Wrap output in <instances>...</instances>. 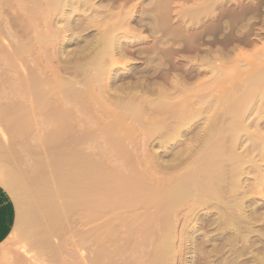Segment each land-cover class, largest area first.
Returning <instances> with one entry per match:
<instances>
[{
	"label": "bare ground",
	"instance_id": "bare-ground-1",
	"mask_svg": "<svg viewBox=\"0 0 264 264\" xmlns=\"http://www.w3.org/2000/svg\"><path fill=\"white\" fill-rule=\"evenodd\" d=\"M8 1L9 0H0V8H1L0 10L1 11H2V7L4 8L6 6V4H10V3H8ZM16 1H17V3H16ZM92 1L93 0H15V5H14V0H13V2L11 0L9 1V2H11V4L13 3L12 4L13 6L8 5L9 8H10V6L11 7L16 6V8H17L18 4L21 5L22 3H24V4H22L23 6L21 5V7H24V9L21 8L20 6L19 7L27 12L26 13L24 11H21L22 13L23 12L26 13V14H24L26 16V19L30 18V22L31 23L33 22V25H31V23L29 22V24L31 26L30 28L32 29V27H33L32 30H35L36 28H37V30L38 29L42 30V31L40 30L41 32L40 31L36 32L37 30H35L34 33H32V34L30 33L33 37L34 36L36 37V39H35L36 43L39 44V45H37L35 43L37 45V47H34L35 45H33V43L31 45V43L28 42V41H30L29 37L31 35L27 38L28 44L27 43L26 44H27V46L29 44H30V47L32 46V51H34L35 49H38V47H40L42 49L45 47L44 45H46V44H48L49 46L50 45H53V46L56 45L57 47H59L58 46V44H59L60 49L62 47L63 50H65V46L67 47V45H69V43L75 39H77V40L81 39V42L83 43V44H80L81 42L78 40V44L82 45V47L80 48V45H78L79 48L78 47L75 48V49H77V51H75L74 53L71 50L73 54H70V53L68 54V52L70 51V49H68L69 51H67L66 54L68 55L67 57H69L71 55L70 58L66 59V57L61 54L63 56V61L62 60L61 61L65 62L64 60L66 59V62H67L66 65H64L65 63H63L64 66H67V64H71V65H72V63L74 64L72 67H70L71 65L67 66V68L70 67L71 71H69V72H71V73H72V70L74 71L73 74L70 73L73 77L72 78L70 75V77H71L70 79L76 80L78 78L76 80V82L73 80L67 79V76H66V83L64 82L65 83L64 84L63 82L60 81V80H62L60 75L57 74L56 72H54L55 69H54V71H51L52 74L53 73H55V74H53V75L51 73L49 75L46 74L47 77H45V73L42 70L43 72H41V74L42 73L44 74L43 75L44 79H41L42 82H39L41 76L38 78L39 81L36 80L37 77H36V79H33L34 81L36 80L37 82H39V84L38 83L37 84L40 85L41 87H42L41 83L43 84V87L45 86L43 81L46 79V81H45V83H46L49 76L51 77L50 80L51 79L52 80L54 79L55 81L58 80L61 83V86H60L59 82L56 83V86L58 85V87H60V88H56V86L54 85L55 83L50 82L51 84L53 83L52 85H54V88H55V89L54 88L52 89L50 87L51 84H48L49 82H47L46 86L44 88L46 90V87L48 85V87H50L51 89H49V91H46V93L47 94H48V92L50 93V90H51V93H50L51 95H54V96L57 95V96H55V98L57 97L55 100H54V96H51L53 98H50V99L56 101L58 105L56 103H54V101H51V100H50V103L56 104L55 108H58V109H56L55 112L59 110L58 111L59 115L57 113L56 118H55V116H52L53 119L54 118L56 119V123H55V125H53L54 128L52 130H51L52 124L49 125L51 127H49L48 129L51 132L48 130V133L49 132L50 133H49V135L47 133L46 136H48V137L45 136L46 139H43V140L44 141L46 140V142H49V143L45 142L46 144H51L53 142L52 145L53 144L56 145L57 141H59V140H57L58 137H62V136L66 137V135L70 133V132H67V128L70 127V124H71L70 122L72 119L74 121V125L78 126L79 128H81V126L85 125V123L87 122L86 121L87 117H85V116L82 117L83 115L78 116V117L75 115V117H74L75 119L68 117L69 115H72L74 113L72 108H74L73 105L76 101L75 104L78 103V105L80 106L79 108L83 107L82 108L83 111H85V109H87V112L89 111V113L90 112L92 113L91 115L95 114L97 116V119H99V120L102 119V121H99L100 125L97 123L99 127L102 126L101 124H103L104 122L106 123V120L104 119V117L108 118V116L110 115V114H108V115L106 114L108 111H109L108 113L114 114L112 116L116 115L117 118L119 117L120 120L118 122L121 124L126 123V120L128 118H131V122L132 121L135 122V120H136V122L139 123V121H142V118L144 117V115H147L146 117L148 119L146 121L145 120L144 121H145L146 126L148 125V127H147L148 130H147V128H145L143 126L142 127H143V129L145 128L147 131V132L145 131L144 134L145 133L150 134L151 135L150 137H153L152 135H154L153 139L150 140V141H152L151 143H153L152 144L153 146H151L152 151H150V154L148 153V156L146 154V157H145L146 161L145 162L140 157V159L144 162V163L143 162L142 163H143V165L145 164L146 169L142 165L143 166L142 168H144V169L140 170L141 172H139V170H137L138 173L136 172L137 174H135V171H136V168H135V171L132 170L133 171L132 173H134L133 175H132V173L131 174L127 173V175H126L122 171H121V173H118V172H115L116 170L114 171L112 169H108L106 166L104 167L102 162L104 163V161H106L105 158H104V161L99 159L101 161L99 163V160H98V162H96L97 159L95 160L94 158H92L91 155H89V153L86 151H85L86 152L85 153L84 150H83V152H81L82 150L81 151L77 150L79 152H77V151L75 152L74 149L72 150L71 148H74L76 146H77L76 148H78V145H81V144L83 146H85V144L88 146L89 144H87L88 143L87 141H89L91 139L90 138L91 135H89L87 137L85 136L87 134L81 135L80 131H82V130L78 131V129H77L76 133H80V134L71 135V136H75V137L82 136L81 139L79 137H77L79 139H77V138L75 139V137L74 138L70 137V139H69L70 141L67 140L68 142L64 139L66 141V143H68V145H69L66 147H69L71 149V150L69 149L71 154L68 152V150L66 151V153L63 151L66 148L65 146H64L65 147L64 149H63V147H62V150L60 149L59 145L62 143L64 144L63 140H60V141H62V143L59 142L58 146H55V145H53V146H55V148L59 147V148H57L56 152L58 151V153H60L59 150H61V151H63V153L61 152L63 155H60L61 153L57 154L55 152L56 155H59V156L56 157V156L51 155V157L52 156L54 157V158L52 157L53 161L50 159L51 157L49 158V160L52 161L51 163H53V162L55 163V165H54L55 166V172H56L55 175H57L56 177L58 178L57 179L54 177L55 183L54 182L53 183L55 184V186H54L53 192H52V193H54L53 195L57 199L60 200L59 205L57 207H59L61 209L63 208L65 211L67 210L68 214H69V211H71V212L75 211L74 213L76 214V210H77L78 213H81L80 216L83 215L82 221L87 223V225L90 224L89 225L90 227L92 226V228L90 230V234L88 236V241H90V243H94V245L97 244L96 246H99V247H96V248L97 249L100 248V250H102V251L98 250L99 253L96 251L95 254H99L98 258L100 257V259L103 261V258L100 256V254L103 253L102 256H104L105 260H107L106 261L107 263H105V264H118V263H116L117 261L113 260V259L116 260L115 257H117L119 259V262H122L123 264H133V263H136V264H198L197 263L198 260H200L201 264H264V170L258 164V161L264 162V131L261 129V128H264V125H263V127H260L261 125H259L260 123L264 124V59H261L258 54H256L255 57L244 56V55H242L243 53L241 54L242 50H240V51L238 50L239 52L238 51L236 52V56H235L236 58L234 57L235 54L232 57H234L235 59L238 58L237 60L240 59V61L245 60V58L247 57L248 59L246 58V60H249L250 62H253V59L255 60V58L259 57V64L261 66L260 65L258 66L257 64H255L256 66H251V67H254V69L246 72V75L244 74L245 76L241 77L242 80L235 81L238 83L232 82L234 85H232V86L230 85L231 86L230 89L227 91L225 90L226 92L223 91V94L224 93L225 94L224 95L221 94L220 95L221 98L219 96L217 97L215 95V93H214L215 89H213L214 92L211 89H208L209 91L211 90L210 92H212V96H213V94L216 96V98L214 97L212 99L211 98L212 96L210 93V98L212 100L217 99L216 102L215 101L213 102L211 99H208L209 97L208 98L206 97L209 95L208 94L209 91H207L208 92L207 93L205 91V89H203L202 82L199 83L197 81L198 83L195 86H192L191 83H190L191 85L188 86V84H189L190 78L191 79L192 78H194V79L200 78L202 71H203L202 67L204 65H206V66L210 65L209 67H211L214 64H216V61H219L217 63L218 64L217 66H219L218 69L224 67V66H221L222 61L224 60L225 62H227L226 61L227 59L225 60L224 56L221 57L222 55L220 54L224 51H220V52L216 51L217 52L216 53V52H213V50L211 49L212 47H210V50L203 51L204 52L203 54L199 55V52H196L195 53L196 56H195L194 60H192L190 58L191 55L188 57L186 55L187 59L190 58L193 62L190 61V59H189L190 62L188 60H185L184 59L185 55L182 56L181 52H183L185 50L184 48H187V46H185V44L188 42L187 36L185 35L183 29H182L183 30V32H182L181 28H178L176 26L178 29H174V30H173V27L172 28L170 27L172 29L171 39L175 40V42H173V44H171L172 45L171 47L169 46L170 47L169 49H166V51L161 50L160 49L161 47H159V46L162 44H159L158 43L159 41H158L156 43L153 42L154 44L145 50L144 54H148L150 51V53L152 52L151 55L153 54L152 56H156L154 59H156L157 61L156 62L153 61V62L154 63L158 62V64L155 67L149 68V70H148L147 66L146 67L144 66L145 69L143 68V70H134L133 68H131V69L126 70L125 72L119 73L117 71V68L118 67H124L125 63H126L125 60L127 61V63L128 62L134 63V61H135V59H132V57L128 58L126 56L128 54V50H127V47L129 46L128 44L132 43V39L131 40L128 39L129 41L128 40L122 41L121 39L124 37L123 36L124 34L122 35V38H120L121 36L119 37L118 34L117 35L115 34V33H118V31L114 33V31L117 30L116 28H114L115 24L114 25L112 24L110 26L107 25L108 27H106V24H108L107 22H109V21L106 20L107 21L106 22L104 19L102 20V18H101V17H103V15L101 13V10H102L101 8H104V6H102V5H101L102 7L99 6L100 10L98 9L99 10L98 11V10H96L97 8H94L95 5ZM154 1H156V0H154ZM18 2H20V3H18ZM194 5H196V4H194ZM8 6H6V7H8ZM117 6L115 5V7H117ZM120 6H121V4H120ZM83 7L86 8L87 10L94 9L95 11H98L99 14L101 13L100 14L101 17L98 14H96L97 17L95 19H94L93 15H92V17L90 16L91 18L90 17L86 18L85 15L86 16H88V15L85 11H87V10H84V9L81 10L80 9ZM126 8H129V7H126ZM126 8H124V9L126 10ZM184 8H186V7H184ZM6 9L4 11H6ZM12 9L14 10V8H12ZM124 9H123V12H125ZM18 10H20V9H18ZM103 10H106V8H104ZM107 10H109V9H107ZM1 11H0V13H3ZM75 11H77V14L79 12L78 15L81 14L82 18H83V15L85 17V18H83V20H82V18L77 17V19H79L81 21L80 22L79 20H77V22L78 21L80 22V23L78 22V25H80L79 27L76 26L77 22H76V24H73V26L71 24V23H73L72 20H75V19L70 20V17L73 16V12L75 13L74 15H76ZM115 11L117 12V10H115ZM129 11H131V10H129ZM107 12H105V13H107ZM110 12H112V11H110ZM116 12H115V14H116ZM29 13L33 15L32 17H34V20L39 18L37 16H39V15H40V17L42 16L43 18L41 17L42 19L39 18V20L41 21L44 19L45 21L43 20V22H46V25L42 21H41L40 25L41 26L43 25L42 26L43 28L46 26L45 29H42V27H39V26L38 27L36 26V28H35L34 22L36 23L37 20L36 21L32 20L33 18H31V15L28 16ZM71 14H72V16H71ZM108 14H109V12L107 13V15ZM123 14H125L123 17H119L116 15V17H119V19L115 20L116 22L118 21L116 26H118V23H120L119 24L120 28L123 25H125V26L129 25L127 22L128 20L126 19L129 16V12L128 13L126 12ZM107 15H105L104 17L106 18ZM119 15H122V14H119ZM0 16H1V14H0ZM2 16L0 18V23L2 22V20H1ZM5 16H3L4 21H6ZM13 17H14V15H13ZM17 19L18 18L16 17V20ZM89 19H91V20L94 19V20H93V22H91V20H89ZM112 19H114V17ZM49 21L52 22V23L50 22L51 25L47 24V23H49ZM70 21H72V22L70 23ZM87 22L88 23L90 22L91 24H93V23L95 24L96 22H98V23L106 22V24L101 23L102 26L105 25L104 26L105 28L104 27L102 28L101 26L97 25L98 24L97 23L96 24L97 30L95 32H94V30L91 29L93 32L87 33L86 35L81 36V33L83 34V32L85 30L90 29L89 26H91V28H96L95 25H93V27H92V25H90V23L88 25ZM7 23H9V22H7ZM110 23L111 22H109V24ZM4 24L5 23L0 24V27H2L4 29L3 30L2 28H0L1 30H3V32L6 29ZM82 24H83V27H82ZM143 24H145V23H143ZM47 25L50 27H48ZM74 26L76 27L77 31L79 29L78 33H76L77 31L76 32L74 31V29H75ZM181 26H182V24H181ZM186 26H188V25H186ZM138 28H140V27H138ZM174 28H175V26H174ZM28 29H29V26H28ZM48 29L49 30L51 29V30L48 31ZM133 29L135 31V27ZM127 30L129 31L130 29L127 28L125 30V32H128ZM201 30H202V28H201ZM123 31L124 30H122L121 32H123ZM27 32L29 33L30 31L28 30ZM129 32H131V31H129ZM17 33H18V31H17ZM24 33H25V31H24ZM67 33L69 35H67ZM139 33H141V32L139 31ZM33 34H35V35H33ZM76 34H78V35H76ZM1 35L3 36V33H0V39L2 40L3 37L6 36V34L2 38H1ZM88 35L90 37H88ZM85 36H87L90 39L87 40V38H85ZM136 36L138 38L139 35L137 34ZM8 37H9V35L6 38L8 39ZM140 37H139V40L140 39L144 40L145 38H147V37H144V38L143 37L140 38ZM188 37L190 38V36H188ZM242 37H244V36H242ZM256 38H258V37H256ZM7 39L5 40L6 42H7ZM21 40H22V38H21ZM146 40H144V41L146 42ZM134 41H136V39ZM160 41H161V39H160ZM20 42H19V47H20ZM30 42H34V40L30 41ZM162 43L164 45V42H162ZM8 44L11 46L10 43H8ZM41 44L43 45V47H41L42 46ZM15 45L11 46L12 48L15 47V49H13V52L11 51V53L8 51L9 50L7 48L8 46L6 47V45L5 46L3 45L4 47H6L8 49V50L6 49L8 51L7 52L8 55H10L11 58H14V60L16 59L15 56L17 55L18 52H20V51L23 53H27V51L30 52V49H31L30 47H28V48H30L29 50L27 47H25V48H27V50L24 49L25 44L21 45V47L19 49L20 51H18L19 47L17 48V46H15ZM163 45H162V47H163ZM175 45H176V47H174ZM50 47H51V49L53 48L52 46H50ZM236 47H238V45ZM54 48H56V47L54 46ZM261 48L262 49H260L258 51L262 55L264 53L263 52L264 51V45H262ZM44 49H47V47H45ZM133 49H134V47H133ZM188 49H186L187 52H188ZM14 50L18 51V52L16 53V52H14ZM53 50H55V49H53ZM61 50H59V48L57 50V48H56V51H58V52ZM63 50H62V52H64ZM216 50H218V49H216ZM252 50H254V49H252ZM2 51H3V48H2ZM2 51L0 49V53ZM24 51H26V52H24ZM32 51H31V53H32ZM38 51H39V49H38ZM4 52H5V55H7L6 51H4ZM4 52H3V54H4ZM45 52H47V51H45ZM146 52H148V53H146ZM23 53H22V55H23ZM140 53L142 54L143 52H140ZM140 53H136V54H140ZM14 54H16V55H14ZM66 54H64V55H66ZM222 54H225V53H222ZM22 55H20V56H22ZM43 55H45V54H43ZM56 55H60V54L57 53ZM61 55L58 57H61ZM252 55H254V54L252 53ZM25 56H27V55H25ZM174 56L175 57L177 56L176 58H177V62L179 63L178 64L179 67L177 66V64H176L177 62L175 61L176 63L174 65L172 62V65L170 64V67L169 68L166 67L167 69L165 68V70L160 68V67L164 66V65L163 66L161 65V64H164V63H161L163 58L166 57V59H172ZM229 56H231V55H229ZM238 56L239 57L241 56V57L239 58ZM16 57H19V53H18V56H16ZM35 57H36V55H35ZM47 57H49V56H47ZM47 57H45V58L47 59ZM191 57L193 58V56H191ZM219 57H221V59H219ZM232 57H231V59H233ZM242 57L243 58L245 57V58L242 59ZM11 58L9 60H13ZM4 59L6 62V58H4ZM46 59H45V61H46ZM60 59H62V57ZM152 59H153V57H152ZM228 59H230V58H228ZM16 60H18V59H16ZM172 60H175V59H172ZM27 61L28 60L26 58V62ZM33 61L35 62V60H33ZM37 61H39V60H37ZM249 61H247L246 64L249 65ZM188 62L190 64H188ZM12 63H14V61H12ZM16 63H15V65H16ZM232 63H234V62H232ZM29 64H27V65H29ZM236 64H238V63H236ZM1 65H0V67H1ZM38 65L40 66V64H37L35 66L37 67ZM152 66H153V64H152ZM67 68H66V71H67ZM36 69H38V68H36ZM2 70H4V68L1 69V71ZM219 70H220V72L222 71L221 69H219ZM219 70H217V72ZM28 72H29V70H28ZM37 72H39V71H37ZM63 72H65V70ZM212 72L215 73L216 71L212 70ZM212 72H210V73H212ZM59 73H60V70H59ZM222 73H223V71H222ZM25 74H26V72H25ZM191 74H193V75H191ZM1 75L4 76V74H1ZM7 75H8V72H7ZM28 75H30V74H28ZM57 75H59L60 78ZM21 76H22V74H21ZM31 76H33V75H31ZM217 76H219V75H217ZM55 77H57V78H55ZM75 77H76V79H75ZM79 77H80V80H79ZM159 77H161V78L159 79ZM202 77L203 76H201V78ZM241 78H238V79H241ZM243 78H244V81H243ZM119 79L120 80L121 79H123V80L127 79V80L121 86H116L115 84H116L117 80H119ZM24 80H25V78H24ZM29 80H31V78H29ZM29 80H27V82H29L31 84L32 82H30ZM33 80H31V81H33ZM63 80H64V78H63ZM215 80H217V79H215ZM77 81H79L82 85H80V83H79V85L81 87L78 86L79 88L75 89V87H76L75 83H77ZM2 82H3V84L7 83L4 81H2ZM23 82L25 83V81H23ZM205 82H207V81H205ZM62 83L64 86L62 85ZM211 83H213V81ZM215 83H216V81H215ZM200 84L202 87L200 86ZM35 85H36V83H35ZM38 85H36V87H38V88H36V89L33 88L35 90L34 91V94H35L34 97H36V95L38 96V97H36L38 102H36V103L34 102L36 104V105H34V107L36 106V109L33 106H30V104H29V106H25L26 108H24V106H23V108H24L23 110L20 109V110L24 111L23 117L25 120H22V124L24 121V125L26 124L27 126L30 125L29 122L31 120L35 119V117H36L35 115H37V116L40 115V113H38V114H35V113L38 112L39 110H40L39 112H41V108L44 105H46L45 102L47 100H49V98H48L49 94L47 95L45 93V91L42 92L41 90H43V89L42 88L40 89V87ZM204 86H205V84H204ZM205 88H206V86H205ZM215 88L217 89V86ZM202 89L205 93V98H207V99L204 98V96H203L204 94L203 95L201 94L203 92ZM200 90L202 92H200ZM53 92L55 94H52ZM30 93H32V92H30ZM198 93H199V95H197ZM61 94H62V97L60 96ZM98 95H101V97L100 96L98 97ZM191 95H192V97H191ZM200 95L204 98V101H202L203 98L202 97L200 98ZM193 96H195V97H193ZM121 97H123V98H121ZM45 98H48V99H46V101H45ZM67 98H68V100H67ZM65 100L67 102H70L72 100H74V101L70 102L69 103L70 105H67V102ZM208 100H211L212 102L211 101L208 102ZM10 102H12V101H10ZM108 102L113 106V108H111V109L109 108L110 110L108 109L105 111V109H107V106L109 105V104L108 105L106 104ZM202 102H204L205 104ZM206 102H208V103L206 104ZM141 103H143V106H141L142 105ZM145 103H148V105L150 107H152V108L147 107V109L150 108L151 111H153V112L156 111L155 113H153L154 115H150V113H152V112L147 113V114L142 113L145 111V109L142 110L143 108H141V107H144V105H146ZM257 103H259V104H257ZM13 104H14V102H13ZM32 104H33V102H32ZM51 104H49V105H51ZM201 104H203V105H201ZM255 104L258 105V106L256 105L258 108L255 112V115L257 116V119H258L257 121L252 120V114H254L253 107L255 106ZM49 105H47V106H49ZM199 105L202 107H200ZM65 107H66V109L68 107L71 108L70 110L73 113L70 112V113H72V114H70L69 110L65 111ZM144 108H146V107H144ZM155 108L156 109L160 108V109H158V111L162 110L161 113H163V118H162V114L160 112H157V110H153ZM9 110H11V109H9ZM63 110H64V113H62ZM115 110H117V111L119 110L120 113L119 112H118L119 114L113 113V112H115ZM163 110H164V112L167 113L168 118L165 115V113L163 112ZM13 111H15V110L14 109L11 110V112H13ZM22 111L20 112V114H22ZM53 111H54V109H53ZM55 112H54V114H55ZM93 112H94V114H93ZM17 113H19V112H17ZM60 113H62V114L60 115ZM68 113H69V115H68ZM102 113H103V115H102ZM144 113H146V112H144ZM66 115L68 117V120H67V118L65 119ZM203 115H204V117H203ZM10 116L15 117V114H13V115L10 114ZM116 116L113 117V119L117 120ZM14 117H13V119H14ZM15 118H17V116ZM69 119H70V122H69ZM198 120H201L200 122L203 121L202 123L204 124V125L201 124L203 127H201L200 129L198 128V125H197L199 123L195 124V122H197ZM10 121H8V122H10ZM67 121L69 124L67 123V125H66L65 123ZM13 122H15L14 124H16V120ZM35 122H36V120H35ZM40 122H42V121H40ZM52 122H53V120H52ZM101 122H103V123H101ZM114 122L116 123L115 120H114ZM258 122H259V124H258ZM18 123H17V125H18ZM105 123H104V128L106 127ZM110 123L113 127L112 122H110ZM110 123H108V125ZM140 123H139V126H141ZM227 123L229 125V126L227 125L228 127L226 126ZM19 124L22 126L21 123H19ZM87 124H88V122H87ZM24 125L22 126L23 129H25ZM111 125H109V126H111ZM14 126H16V125H14ZM86 126L87 125H85V127ZM109 126H108V129H109ZM114 126H116V125L114 124ZM253 126L255 127L254 128L255 131L251 132L250 128ZM75 128L76 127H74V129ZM91 128H92V126H91ZM82 129H83V127H82ZM99 129H102L105 131V129H103L101 127ZM108 129H106L105 132H101V133L105 134L108 131L112 130V128L109 130ZM123 129L125 130V128H123ZM123 129H120L119 127L116 126L117 131L118 130L122 131ZM89 130H91V129H89ZM195 130H198V131H195ZM40 131H41V129H40ZM69 131H70V129H69ZM98 131H100V130H98ZM117 131H116V133H117ZM121 131H118V134ZM85 132H86V129H85ZM65 133H67V134L63 135ZM91 133L92 132L90 131V134ZM110 133H113V132L111 131ZM114 133H115V131H114ZM254 133H256V135H254ZM128 134H130V133H128ZM60 135H62V136H60ZM111 135H114V134H111ZM95 136H93L94 139H96ZM132 136H134V137H131L132 139L134 138L135 140H137L136 139L137 137H135L134 134ZM147 136H149V135H147ZM104 137H107V136H104ZM117 138H118V136H117ZM117 138L116 139L111 138V140H110V142L112 141L111 143L113 144L114 149H116L114 146H117L118 145L117 143H119L118 140H120V142L123 140V139L121 140V137H119L120 139L119 138L117 139ZM147 138H149V137H147ZM55 139L57 141H55ZM66 139H68V138H66ZM106 139L107 138H104V141ZM127 139H129V138H127ZM145 139L146 138H144V140ZM97 140H99V139H97ZM44 141H42V142L44 143ZM92 141H93V138H92ZM124 141H122V143ZM69 142H71V143L69 144ZM89 142L91 143V141H89ZM107 142L109 143V140H107ZM107 142H106V144H107ZM71 144H72V146L73 145L74 146L70 147ZM95 144H97V143H95ZM104 145H105V143H104ZM109 145H110V143H109ZM123 146H124V144H123ZM98 147H96L95 149L97 150ZM100 147H99V149H100ZM142 147H143V145H142ZM76 148H75V150H76ZM107 148L109 150L110 147H107ZM128 148H131V147H128ZM125 149L127 150L126 147H125ZM86 150H87V148H86ZM71 151L72 152L74 151V152L72 153ZM119 151H120V149H119ZM67 152L69 155L67 154ZM89 152H90V150H89ZM64 153L66 154L67 157L66 156L64 157V155H65ZM106 154H108V152ZM121 154H124V153H121ZM118 155H119V153H118ZM124 155H122V157H124ZM101 156H100V158H102ZM96 157H97V155H96ZM109 157H110V155H109ZM109 157H108V159H109ZM129 157H131V156H129ZM128 159H131V158H128ZM49 160H47V161L50 164ZM112 160L113 159H111V161ZM125 160H127V159L124 157V161ZM133 160H135V159H133ZM138 160H139V158H138ZM117 161H119V159ZM107 162H108V160H107ZM110 164H112V163H110ZM125 164H126V161H125ZM127 164L130 165V164H132V162L131 163L127 162ZM66 165L67 166L69 165V167L71 166V168L68 169V167ZM105 165H107V164H105ZM116 165H118V164L116 163ZM122 165H123V163H122ZM129 165H127V167H131ZM137 165L140 166L141 163H140V165L139 164H137ZM111 167H113V166H111ZM125 168H126V166H125ZM119 169H120V167H119ZM127 169L129 170V168H127ZM254 170L257 172L258 175H257L255 181L253 183H251V186H250L249 185L250 178L248 176L251 174V171L254 172ZM125 171H127V170H125ZM15 177H16L15 175H13L10 172L0 168V183L2 185L6 186V188L10 191V193L14 196L15 200L18 201V203L17 202L16 203L19 204L20 209L17 212L20 211V213H18L19 216L17 217V222L20 225L22 233L26 239V237L29 238L33 235V233H31V230L33 229L32 226H34V225H32V222H31V219L29 216V212L31 214V211H29V209H30L29 205L30 204L27 201L28 199L26 198L28 195H26L25 194L26 192H24V194L26 196H24L25 198L22 199L21 196L23 194L21 195V191H23V190H22V188H21V191L19 190L20 187H18V185H17L18 182L16 181L17 178H15ZM56 182H57V184H56ZM50 183H52V182H50ZM44 185H46V184H44ZM24 191H25V189H24ZM29 194H31V193H29ZM257 197L262 198V199L259 200ZM21 200H23V202ZM16 206L18 207V205H16ZM81 211L84 212V214H82ZM74 213H72V214L74 215ZM57 223H59V222H57ZM35 232L36 231H34V233ZM33 238L31 237L30 240ZM139 248L140 249L144 248L145 250L143 249V251H140ZM40 254H42V253H40ZM121 256H124V258ZM92 260H95V262H96V256H95V258L93 256ZM98 263H100V262L98 261ZM122 263H119V264H122ZM92 264H95V263H92ZM101 264H104V263H101Z\"/></svg>",
	"mask_w": 264,
	"mask_h": 264
},
{
	"label": "rangeland",
	"instance_id": "rangeland-1",
	"mask_svg": "<svg viewBox=\"0 0 264 264\" xmlns=\"http://www.w3.org/2000/svg\"><path fill=\"white\" fill-rule=\"evenodd\" d=\"M10 1V0H9ZM8 1V3H10V4H6V6H8V5H11V6H13L12 4H11V2H9ZM12 2H13V0H11ZM122 1V2H121ZM124 1V2H123ZM93 3H94V5H95V7L94 8H97L96 10H100V8H99V6H104V8H106V10H103L104 8H101L102 10H101V13H102V15H103V17H101V13L99 14V10L98 11H95L94 9H89V10H87L86 8H80L81 10L82 9H84V10H87V11H85L86 13H87V15L88 16H86L85 15V17L87 18H89L90 16L92 17V15H93V17H94V19L97 17V15L96 14H98L101 18H102V20L104 19L105 21L107 20V21H109V22H111L110 24H109V22H107L108 24H106V22H101L102 24L104 23V24H106V27H108L107 25H114L115 24V26L117 25V22L115 21V20H117V19H119V17H123L125 14H123V13H128L129 12V16H128V18H126L128 21V24L129 25H127V26H125V25H121L122 27L120 28V26H119V24L120 23H118V26H114V28H116L117 30H115L114 31V33L115 32H117L118 31V33H115L116 35L118 34V36L120 37V38H122V35L124 36L121 40L122 41H126V40H131L132 39V43L131 44H128L129 46L127 47V50H128V54L126 55L128 58H131L132 57V59H135V61H134V63H127V61L125 60V66L124 67H118L117 68V71L119 72V73H122V72H125L126 70H128V69H131V68H133L134 70H143V68L145 69V67L147 66V68H148V70H149V68H152V67H155L157 64H158V62L157 63H154V62H156L157 60L156 59H154L156 56H152L151 55V53H150V51H149V53L148 52H146V53H148V54H144L145 53V50L146 49H148V47H150L151 45H153L154 43H156V42H158L159 44H162L163 45V43L162 42H164V45L166 46H164L163 45V47H162V45H160L159 47H161L160 49L161 50H165L166 51V49H169L172 45L171 44H173V42H175V40H173V39H171V33H172V27H173V30L174 29H178V28H181V30L183 29L184 30V33H185V35L187 36V43L185 44V46H187V48H184L185 50L183 51V52H181L182 53V56H184V59L185 60H188L189 61V59L191 58L192 60H194L195 59V56H196V52H199V55L200 54H203L204 52L203 51H208V50H210V47H212L211 49L213 50V52H220V51H224V52H222V53H225V54H222V53H220L222 56L221 57H223L224 56V58H225V60L227 61V62H225L224 60V62L222 61V64H221V66H224V67H222V68H219V69H221L222 71H223V73H222V71L220 72V70L218 69V67L219 66H217L218 64V62L219 61H216V64H214L213 66H211V67H209L208 65L206 66V65H204L203 67H202V69H203V71H202V74H201V76H203L202 78H201V76H200V78L198 79H194V78H190V80H189V84H188V86H190L191 84H192V86H195L198 82L199 83H201L202 82V84H203V89H205V91L207 92V91H209L208 89H211L213 92H214V90L213 89H215V95L218 97H220L221 98V94H223V91L224 92H226L227 90H229L230 89V87L232 86V85H234L233 83H238V82H235V81H237V80H242V78L241 77H244L245 75H246V72H248L249 70H252V69H254V67H251V66H256L255 64H257L258 66L260 65L259 64V57H257V58H255V60L253 59V62H250L249 60H246V58H245V60H241L240 61V59L239 60H237V59H235L236 57V52L239 50H242L241 51V54L242 55H244V56H250V57H255L256 56V54H258L259 56H260V58L261 59H264V53L261 55V53H259V51L258 50H260V49H262L261 47H262V45H264V0H156V1H154V0H93L92 1ZM101 2V3H100ZM128 2V3H127ZM16 3H17V1H16ZM18 3H20V2H18ZM207 3V4H206ZM22 4H24V3H22ZM21 4V5H22ZM120 4H121V6H120ZM194 4H196V5H194ZM214 4V5H213ZM14 5H15V0H14ZM21 5H17V8H16V6H14V7H11L10 6V8H9V6L8 7H6L5 5V7L8 9H6L5 7V9H6V11H4L5 9L2 7V11L1 12H3V13H0L1 14V16L3 15V16H5V20L7 21V22H9V23H7L6 21H4L3 19H4V17L2 16V22L0 23V24H3V23H5L4 25H5V27H6V29H5V31L3 32V28L2 27H0V28H2L3 30H1L0 31V33H3V36H5V34H6V36L5 37H3L2 35H1V38L3 37V39L1 40L0 39V49H1V51H2V48H3V51L0 53L1 55H0V65H1V67H0V71H1V69H3L4 68V70H2L1 72H0V168L1 169H3V170H6V171H8V172H10L11 174H13V175H15L16 177L15 178H17V182H18V187H20V191H21V188H22V190L23 191H21V197H22V199L23 198H25L24 196H26V195H28L26 198L28 199L27 201L29 202V211H31V214H30V212H29V216H30V219H31V222H32V225H34V226H32L33 227V229L31 230V233H33V235L31 236L33 239H31L30 240V238L31 237H26V239H25V237H24V235H23V233H22V230H21V227H20V225L18 224V222L16 221V224H15V227H14V230L12 231V233L10 234V236L0 245V264H92V263H97V264H101V263H107L106 261L107 260H105V257L104 256H102V254L103 253H101L100 254V256L103 258V261L100 259V257L98 258V256H99V254H95L96 253V251L98 252V250H100V248L99 249H97L96 247H99V246H96V245H94V243H90V241H88V236H89V234H90V230H91V228H92V226L90 227L89 225H87V223H85V222H83L82 221V219H83V215L82 216H80L81 215V213H78L77 212V210H76V214L74 213V212H71V211H69V214H68V211L66 210H64L63 208L61 209V208H59V207H57L58 205H59V202H60V200L59 199H57L53 194L54 193H52L53 192V188H54V186H55V182H54V177L55 178H57L56 176L57 175H55V163L53 162V163H51L53 160V156H59V155H56V153L57 154H60L61 152L63 153V151L66 153V151L68 150V152L70 153V150L72 149H74V151L76 152L77 150H82L81 152H83V150H84V152L86 151V152H88L89 153V155H91V157L92 158H94L95 160H96V162H98V160L100 159V160H103L104 161V158H105V160L106 161H104V163L105 164H107V165H105L103 162H102V164L104 165V167L106 166L108 169H112V170H116L115 172H118V173H121V171L124 173V174H126L127 175V173L129 174H131L133 171H135V168H136V171H135V174H137L138 173V171L137 170H139V172H141L140 170H142V169H146V166H145V164L143 165V163L146 161L145 160V157H146V154H147V156H148V153L150 154V151H152L151 150V146H153L152 144L153 143H151L152 141H150V140H152L153 139V137H154V135H152L153 137H150L151 135L150 134H147V133H145L144 134V132L146 131V129L145 128H147L148 127V125L146 126V124H145V121L148 119L146 116L147 115H144V117L142 118V121H139V123H140V125L141 126H139V123H137L136 122V120H135V122H131V118H128L127 120H126V123L128 124H126V123H119L118 121L120 120L119 119V117L117 118V116H116V118H117V120L116 119H113V117H115V116H112V115H114V114H111V113H106L107 115L108 114H110L109 116H108V118L107 117H104V119L106 120V123H105V125H106V127L104 128V123L103 122H101V123H103V124H101L102 126H100L101 128H103V129H105V131H106V129H108V126L109 125H111V123L110 122H112V124H113V127H112V125L111 126H109V129H111L112 128V130H110V131H108L107 133H105V134H102L101 132H105L104 130H102V129H99L100 127L98 126V124L100 125V122L99 121H102V119L101 120H99V119H97V116L94 114V112H93V114L94 115H91L92 113L90 112L89 113V111L87 112V109H85V111H83L82 110V108L83 107H81V108H79L80 106L78 105V103L77 104H75L76 103V101H75V103H74V105H73V107L74 108H72L73 109V112L70 110L71 108H67L66 109V107H65V111L66 110H69V113L70 112H72V113H70V114H72V115H69V113H68V117H70V118H74L75 117V115L78 117V116H81V115H83L82 117H87V119H86V121L88 122V124H87V122L85 123V125H87L86 127H85V125H83V126H81V128H79L78 126H75L74 125V121H73V119L71 120V122H70V119H69V122L71 123L70 124V127L69 128H67V132H70L69 134H67V133H65V134H63V135H66V137L64 136H62V135H60V136H62V137H58L57 138V140H59V141H57L56 139H55V141H57V143H56V145L55 144H53V145H55V146H58L59 144V142L60 143H62V141H60V140H63V142H64V144L62 145V144H60L59 146H60V149L62 150V147H63V149L66 147V146H69L68 145V143H66V141L67 140H69L70 139V137H75V136H71V135H76V134H80L81 133V135H85V134H87V135H85L86 137L87 136H89V135H91L90 136V140L89 141H91V143L89 142V141H87L88 143L87 144H89L88 146L85 144V146H83L82 144L81 145H78V148H76V147H74V148H69V147H66L63 151H61V150H59V152L60 153H58V151L56 152V150H57V148H59V147H56L55 148V146H53L52 145V143L51 144H46V143H49V142H46V140L44 141L43 139H46L45 138V136L47 135V133H48V128L49 127H51L52 126V128H51V130L54 128V126L53 125H55V123H56V116H57V113H58V115H59V110L58 111H56L55 112V110L56 109H58V108H55L56 107V104H57V102L56 101H54L56 98H55V96H57V95H51L50 93H51V90H50V93L48 92V94H49V100H47L46 101V99H48V98H45V104L46 105H44L42 108H41V112H39L38 110V112H36L35 114H38V113H40V115H35L36 117H35V119H33V120H31L30 122H29V124L30 125H24V121H23V124H22V120H25L24 119V115H23V112L24 111H22L24 108H26L25 106H29V104H30V106H33L34 107V105H36L35 103L36 102H38L37 101V98L36 97H38L37 95H36V97H34L35 96V94H34V89H36V88H38V87H36V85H38L39 84V82H42L41 81V79H44L43 78V73L41 74V72H43L44 71V73H45V77H47L46 76V74L47 75H49L50 73H51V71H54V69H55V71L54 72H56L57 74H59L60 75V77L62 78V80H60L61 82H65L66 83V76H67V79H69V80H73V81H75L76 82V80L78 79H76V77H75V79L76 80H74V79H70L71 77H72V75L71 74H73V70H72V73L71 72H69V71H71L70 70V67H72L74 64L72 63V65L71 64H67V66H70V67H68L67 68V66H64V65H66V59L67 58H70V56L69 57H67L68 55L66 54L67 53V51H69L68 49H70V51L72 50L73 51V53L75 52V51H77V49H75V48H77L78 47V45H80V44H83L82 42H81V39H78L81 43L80 44H78V40L77 39H75V40H73L72 42H70L69 43V45H67V47L65 46V50H63V48L61 47V49L65 52H62V50L60 49V45L58 44V46L59 47H57L56 45H54L56 48H57V50H58V48H59V50H61V51H56V48H54V46L53 45H50V46H52L53 48L51 49V47L48 45V44H46V45H44L45 47H47V49H44V48H40V47H38V49H39V51H38V49H35L34 51H32V46L30 47V44L27 46V44H28V42L29 43H31V45H32V43H33V45H35L34 47H37V45H39V44H37L36 43V37L34 36H32L31 34L32 33H34V31L35 30H37V28H36V26L38 27H42L41 25H40V23H41V21L43 22V20H39V18L40 19H42L41 17H40V15L39 16H37V17H39L38 19H35L34 20V17H32L33 15L32 14H28V16L29 15H31V18H33L32 20H34V21H36L37 20V22L35 23L34 22V24H35V30H32L33 29V27H32V29L30 28L31 26H30V24H29V22H30V18L29 19H26V16L24 15V14H26L27 12L25 11V10H23L24 9V7H21ZM115 5L117 6V7H115ZM123 5V6H122ZM199 7H198V6ZM2 6V5H1ZM21 8H23V9H21ZM23 6V5H22ZM101 6V7H102ZM108 6V7H107ZM120 6V7H119ZM180 6V7H179ZM19 7V8H18ZM126 7H129V8H126ZM133 7V8H132ZM184 7H186V8H184ZM12 8H14V10L12 9ZM16 8V9H15ZM124 8H126V10L124 9ZM132 8V9H131ZM181 8V9H180ZM203 8V9H202ZM243 8V9H242ZM1 9V8H0ZM4 9V10H3ZM10 9V10H9ZM18 9H20V10H18ZM107 9H109V10H107ZM120 9V10H119ZM122 9V10H121ZM123 9L125 10V12H123ZM190 9V10H189ZM205 9V10H204ZM13 10V11H12ZM115 10H117V12L115 11ZM129 10H131V11H129ZM156 10V11H155ZM184 10V11H183ZM205 12H204V11ZM210 12H209V11ZM224 10V11H223ZM8 11V12H7ZM21 11H24V12H26V13H22ZM103 11V12H102ZM109 12V14L107 15V13ZM110 11H114L113 13L112 12H110ZM181 11V12H180ZM186 11V12H185ZM201 11V12H200ZM203 11V12H202ZM214 11V12H213ZM76 12V15H74L75 13L73 12V16H72V14H71V16L72 17H70V20H72V19H75V20H72L73 21V23H71L72 21H70V23L72 24V26H73V24H76V22H77V20H79V19H77V17L78 18H82V16H81V14L80 15H78L79 14V12H78V14H77V11H75ZM84 12V11H83ZM97 12V13H96ZM105 12H107V13H105ZM115 12H116V14H115ZM131 12V13H130ZM175 12V13H174ZM179 12V13H178ZM184 12V13H183ZM197 12V13H196ZM223 12V13H222ZM244 12V13H243ZM16 13V14H15ZM32 13V12H31ZM82 13V12H81ZM142 13V14H141ZM146 13V14H145ZM163 13V14H162ZM167 13V14H166ZM259 13V14H258ZM19 14V15H18ZM34 14V13H33ZM85 14V13H84ZM95 14V15H94ZM107 15L106 16V18L104 17L105 15ZM119 14H122V15H119ZM178 14V15H177ZM192 14V15H191ZM13 15H14V17H13ZM25 17H24V16ZM35 15V14H34ZM37 15V14H36ZM83 15V14H82ZM116 15L117 16H119V17H116ZM127 15V14H126ZM195 15V16H194ZM1 16H0V18H1ZM10 16V17H9ZM81 16V17H80ZM112 16V17H111ZM190 16V17H189ZM234 16V17H233ZM252 16V17H251ZM257 16V17H256ZM16 17L18 18L17 20H16ZM22 17V18H21ZM84 17V15H83V18H85ZM90 17V18H91ZM114 17V19H112ZM127 17V16H126ZM142 17V18H141ZM154 17V18H153ZM163 17V18H162ZM179 17V18H178ZM7 18V19H6ZM28 18V17H27ZM83 18H82V20H83ZM153 18V19H152ZM156 18V19H155ZM171 18V19H170ZM193 18V19H192ZM196 18V19H195ZM200 18V19H199ZM11 21H10V20ZM15 19V20H14ZM93 19V20H94ZM89 20H91V19H89ZM93 20H91V22H93ZM150 20V21H149ZM178 20V21H177ZM191 20V21H190ZM13 21V22H12ZM40 21V22H39ZM45 21V20H44ZM80 21V20H79ZM78 21V22H79ZM145 21V22H144ZM147 21V22H146ZM164 21V22H163ZM189 21V22H188ZM194 21V22H193ZM12 22V23H11ZM15 22V23H14ZM18 22V23H17ZM50 22L51 21H49V23H47L48 25H51L50 24ZM78 22H77V24H76V26L77 27H79L80 25H78ZM81 22V21H80ZM79 22V23H80ZM116 22V23H115ZM160 22V23H159ZM178 22V23H177ZM31 23V22H30ZM43 23H45V25H46V22H43ZM52 23V22H51ZM88 23V22H87ZM90 23V22H89ZM89 23H88V25H89ZM98 22H96L95 24L93 23V24H91L90 23V25H92V27H93V25H95V27L96 28H91V26H89V28L90 29H88V30H85L84 32H83V34L81 33V36H83V35H86L87 33H91V32H93L92 30H94V32L97 30V25H99V26H101L102 28L105 26H102L101 25V23H98ZM143 23H145V24H143ZM148 23V24H147ZM186 23V24H185ZM189 23V24H188ZM85 24V23H84ZM97 24V25H96ZM125 24V23H124ZM142 24V25H141ZM181 24H182V26H181ZM197 24V25H196ZM3 25V26H4ZM31 25H33V22L31 23ZM44 25V26H45ZM47 25V26H48ZM63 25V24H62ZM133 25V26H132ZM186 25H188V26H186ZM28 26H29V29H28ZM129 26V27H128ZM158 26V27H157ZM174 26H175V28H174ZM178 28H177V27ZM180 26V27H179ZM46 27V26H45ZM45 27L43 28L42 27V29H45ZM48 27H50V26H48ZM82 27H83V24H82ZM88 27V26H87ZM118 27V28H117ZM135 27V31H134V28ZM138 27H140V28H138ZM171 27V28H170ZM244 27V28H243ZM19 28V29H18ZM22 28V29H21ZM75 28V29H74ZM74 31L76 32L77 30H76V27L74 26ZM100 28V27H99ZM105 28V27H104ZM130 29L129 31H131V32H129L128 30V32H125V30L126 29ZM201 28H202V30H201ZM8 29V30H7ZM21 29V30H20ZM53 29V28H52ZM78 29V28H77ZM92 29V30H91ZM138 29V30H137ZM187 29V30H186ZM205 29V30H204ZM240 29V30H239ZM30 31L29 33L27 32V31ZM41 30V29H40ZM39 29L36 31V32H38V31H40ZM51 30V29H50ZM49 29H48V31H50ZM122 30H124L123 32H121ZM152 30V31H151ZM183 30H182V32H183ZM186 30V31H185ZM8 33H7V32ZM17 31H18V33H17ZM22 31V32H21ZM24 31H25V33H24ZM33 31V32H32ZM42 31V30H41ZM40 31V32H41ZM78 31H79V29H78ZM78 31L76 32V33H78ZM139 31L141 32V33H139ZM155 31V32H154ZM35 32V33H36ZM133 32V33H132ZM189 32V33H188ZM196 32V33H195ZM5 33V34H4ZM10 33V34H9ZM31 33V34H30ZM121 35H120V34ZM130 33V34H129ZM12 34V35H11ZM19 34V35H18ZM28 34V35H27ZM129 34V35H128ZM139 35L138 36V38H137V36L136 35ZM188 34V35H187ZM194 34V35H193ZM198 34V35H197ZM203 34V35H202ZM213 34V35H212ZM9 35V37H8V39L6 38L7 36ZM32 37H31V36ZM33 35H35V34H33ZM67 35H69L68 33H67ZM76 35H78V34H76ZM127 35V36H126ZM136 37H134V36ZM169 35V36H168ZM256 37H258V38H256ZM19 36V37H18ZM23 36V37H22ZM30 36V37H29ZM133 38H132V37ZM141 36V37H140ZM157 36V37H156ZM188 36H190V38L188 37ZM198 36V37H197ZM210 36V37H209ZM239 38H238V37ZM242 36H244V37H242ZM30 38L29 40L30 41H33L34 40V42H30V41H28V39L27 38ZM88 37H90L89 35H88ZM87 36H85V38H87V40H89L90 38H88ZM127 37V38H126ZM139 37L140 38H144V37H147V38H145L144 40H146V42L143 40V39H140L139 40ZM167 37V38H166ZM255 37V38H254ZM7 39V42L5 41L6 39ZM21 38H22V40H21ZM27 40H26V39ZM92 38V37H91ZM155 38V39H154ZM195 38V39H194ZM211 38V39H210ZM231 38V39H230ZM32 39V40H31ZM136 39V41H134ZM159 39V40H158ZM160 39H161V41H160ZM242 39V40H241ZM255 39V40H254ZM16 40V41H15ZM19 40V41H18ZM128 40V41H129ZM142 40V41H141ZM154 40V41H153ZM196 40V41H195ZM21 41V42H20ZM28 41V42H27ZM193 41V42H192ZM202 41V42H201ZM239 41V42H238ZM12 42V43H11ZM17 42V43H16ZM19 42H20V47H21V45H24V49L25 50H27V48L28 47H30V48H28V50L30 49V52L29 51H27V53H23V52H21L19 49H20V47H19ZM154 42V43H153ZM161 42V43H160ZM8 43H10L11 44V46L12 45H15V46H17V48H18V51H20V52H18V51H15L14 50V52H18L19 53V57H16V56H18V53H17V55L16 54H14V55H16L15 56V58L16 59H18V60H14V58H11L10 57V55H8V51L11 53V51L13 52V49H15V47L14 48H12ZM24 43V44H23ZM27 43V44H26ZM37 45H36V44ZM167 43V44H166ZM191 43V44H190ZM8 44V45H7ZM150 44V45H149ZM158 44V45H159ZM235 44V45H234ZM6 45V47L9 49H7L6 47H4V46ZM42 45V44H41ZM177 45V44H176ZM176 45L174 46V47H176ZM234 45V46H233ZM238 45V47H236ZM240 45V46H239ZM143 46V47H142ZM170 46V47H169ZM184 46V47H185ZM190 46V47H189ZM258 46V47H257ZM25 47H27V48H25ZM41 47H43V45L41 46ZM82 47V45H80V48ZM133 47H134V49H133ZM199 47V48H198ZM209 47V48H208ZM217 47V48H216ZM16 48V49H17ZM50 50H49V49ZM79 48V47H78ZM189 48V49H188ZM221 48V49H220ZM8 51H7V50ZM53 49H55V50H53ZM74 49V50H73ZM186 49H188V52L186 51ZM191 49V50H190ZM203 49V50H202ZM216 49H218V50H216ZM252 49H254V50H252ZM42 50V51H41ZM52 50V51H51ZM79 50V49H78ZM141 50V51H140ZM143 50V51H142ZM198 50V51H197ZM234 50V51H233ZM257 50V51H256ZM4 51H6V54L7 55H5V52ZM31 51H32V53H31ZM45 51H47V52H45ZM54 51V52H53ZM68 52V54L70 53V54H73L72 53V51L71 52ZM143 52L142 54L144 55H142L140 52ZM227 53H226V52ZM238 51V52H239ZM244 51V52H243ZM253 51V52H252ZM3 52H4V54H3ZM24 52H26V51H24ZM58 54H62L63 56H65L66 57V59L64 60L65 62H62L63 61V56L61 55V57H62V59H60L61 57H58V56H60V55H56L57 53ZM61 52V53H60ZM201 52V53H200ZM216 52V53H217ZM235 52V53H234ZM251 52V53H250ZM264 52V51H263ZM21 53V54H20ZM22 53H23V55H22ZM136 53H140V54H136ZM252 53L254 54V55H252ZM33 54V55H32ZM42 54V55H41ZM43 54H45V55H43ZM64 54H66V55H64ZM132 54V55H131ZM235 54V55H234ZM238 54V53H237ZM246 54V55H245ZM20 55H22V56H20ZM25 55H27V56H25ZM35 55H36V57H35ZM49 56V57H47V56ZM138 55V56H137ZM186 55H187V57L188 56H193V58L190 56V58H188L187 59V57H186ZM229 55H231V56H229ZM234 55V57H232ZM12 56V55H11ZM150 56V57H149ZM227 58H226V57ZM229 56V57H228ZM8 57V58H7ZM11 59H13V60H9L10 58ZM14 57V56H13ZM24 57V58H23ZM45 57H47V59L45 58ZM51 57V58H50ZM64 57V58H65ZM152 57H153V59H152ZM177 57V56H176ZM175 56L172 58V59H175V60H172V59H166V57L165 58H163V60L161 61V63H164V64H161L163 67H160L161 69H163V70H165V68L167 67V68H169L170 67V64L172 65V62H173V65L177 62V58H176ZM221 57H219V59H221ZM231 57L233 58V59H231ZM239 57V56H238ZM241 57V56H240ZM239 57V58H240ZM4 58H6V62H5V59ZM26 58H27V60L29 61H27L26 62ZM44 60H43V59ZM228 58H230V59H228ZM243 57H242V59H244ZM25 59V60H24ZM39 60V61H37V60ZM45 59H46V61H45ZM152 59V60H151ZM190 59V61H192ZM218 59V60H219ZM248 59V58H247ZM251 59V58H250ZM258 59V60H257ZM3 62H2V61ZM20 60V61H19ZM33 60H35V62L33 61ZM62 60V61H61ZM12 61H14V63H12ZM33 63H32V62ZM48 61V62H47ZM61 61V62H60ZM149 61V62H148ZM154 61V62H153ZM176 61V62H175ZM189 61V62H190ZM247 61H249V65L248 64H246V62ZM5 62V63H4ZM18 64H17V63ZM147 62V63H146ZM188 62V64H190ZM193 62V61H192ZM232 62H234V63H232ZM238 63V64H236V63ZM241 62V63H240ZM15 63H16V65H15ZM21 63V64H20ZM26 63V64H25ZM30 63V64H29ZM42 63V64H41ZM49 63V64H48ZM54 65H53V64ZM63 63H65L64 65H63ZM153 64V66H152V64ZM226 63V64H225ZM4 64V65H3ZM27 64H29V65H27ZM37 65V64H40V66L38 65L37 67L35 66V65ZM62 64V65H61ZM177 64V66L179 67V63L177 62L176 63ZM25 67H24V66ZM59 65V66H58ZM150 65V66H149ZM8 66V67H7ZM19 66V67H18ZM57 66V67H56ZM62 66V67H61ZM145 66V67H144ZM176 66V65H175ZM217 68H216V67ZM261 66V65H260ZM29 67V68H28ZM38 68V69H36V68ZM40 67V68H39ZM61 67V68H60ZM65 69H64V68ZM32 68V69H31ZM66 68H67V71H66ZM123 68V69H122ZM127 68V69H126ZM146 68V69H147ZM166 68V69H167ZM206 68V69H205ZM208 68V69H207ZM211 68V69H210ZM215 68V69H214ZM25 69V70H24ZM60 70V73H59V70ZM16 70V71H15ZM28 70H29V72H28ZM43 70V71H42ZM58 70V71H57ZM65 70V72H63ZM212 70L213 71H216L215 73L214 72H212ZM217 70H219L218 72H217ZM4 71V72H3ZM37 71H39V72H37ZM206 71V72H205ZM7 72H8V75H7ZM22 72V73H21ZM25 72H26V74H25ZM210 72H212V73H210ZM69 73V74H68ZM71 73V74H70ZM218 73V74H217ZM1 74H4V76L3 75H1ZM21 74H22V76H21ZM28 74H30V75H28ZM52 74V73H51ZM53 74H55V73H53ZM52 74V75H53ZM67 74V75H66ZM211 74V75H210ZM214 74V75H213ZM245 74V75H244ZM31 75H33V76H31ZM51 75V76H52ZM59 75H57L58 77H59ZM70 75H71V77H70ZM191 75H193V74H191ZM205 75V76H204ZM217 75H219V76H217ZM3 76V77H2ZM11 76V77H10ZM18 76V77H17ZM31 76V77H30ZM42 78H41V77ZM69 76V77H68ZM10 77V78H9ZM20 77V78H19ZM34 77V78H33ZM36 77H37V79H36ZM40 77V81H39V78ZM59 77V78H60ZM213 77V78H212ZM218 77V78H217ZM4 78V79H3ZM24 78H25V80H24ZM27 78V79H26ZM29 78H31V80H33V79H36L37 81H39V82H37L36 80V85H35V83L33 82V81H31V80H29ZM50 76L48 77V79H47V82H49L48 84H51L50 82H53V83H55L54 85L56 86V83H58L59 81L57 80V81H55L54 79V81L51 79L50 80ZM55 78H57V77H55ZM58 78V79H59ZM63 78H64V80H63ZM73 78V77H72ZM161 77H159V79H160ZM238 78H241V79H238ZM13 81H12V80ZM202 79V80H201ZM212 79V80H211ZM215 79H217V80H215ZM19 80V81H18ZM27 80H29L30 82H32L31 84L29 83V82H27ZM79 80H80V77H79ZM126 80L127 79H119V80H117V82H116V86H121L122 84H124V82H126ZM151 80V79H150ZM209 80V81H208ZM2 81H4V82H7V83H5V84H3V82ZM23 81H25V83L23 82ZM45 81H46V79L43 81V83L45 84V86H46V83H45ZM68 81V80H67ZM194 81V82H193ZM198 81V82H197ZM205 81H207V82H205ZM213 81V83H211ZM215 81H216V83H215ZM243 81H244V78H243ZM10 82V83H9ZM233 82V83H232ZM38 83V84H37ZM52 83V84H53ZM60 83V82H59ZM63 83H62V85H63ZM64 83V84H65ZM79 81H77V83H75V85H76V87H75V89H78L79 87H81L80 85H82L81 83H80V85H79ZM191 83V84H190ZM218 83V84H217ZM242 83V82H241ZM33 84V85H32ZM51 84V88L53 89L54 88V85H52ZM194 84V85H193ZM204 84H205V86H206V88H205V86H204ZM2 85V86H1ZM9 85V86H8ZM35 85V86H34ZM41 85H42V87L40 86V85H38L39 87H40V89L42 88L43 90H41L42 92L43 91H45V93H46V91H49V89H51L50 87H48V85H47V87H46V90L44 89L45 88V86L43 87V84L41 83ZM231 85V86H230ZM27 86V87H26ZM60 86H61V83H60ZM64 86V85H63ZM79 86V87H78ZM115 86V87H116ZM191 86V87H192ZM200 86H201V84H200ZM217 86V89L215 88V87ZM32 89H31V88ZM83 87V86H82ZM190 87V88H191ZM202 87V86H201ZM209 87V88H208ZM27 88V89H26ZM34 88V89H33ZM56 88H60V87H58V85L56 86ZM193 88V87H192ZM48 89V90H47ZM55 89V88H54ZM81 89V88H80ZM201 89V88H200ZM203 89H202V91H203ZM33 90V91H32ZM210 90V91H211ZM226 90V91H225ZM198 91V90H197ZM201 90H200V92H202ZM209 91V95L208 96H206L208 99H213L214 97L216 98V96L213 94V96H212V92H210ZM217 91V92H216ZM30 92H32V93H30ZM194 92V91H193ZM206 93V94H207ZM210 93H211V98H210ZM29 94V95H28ZM43 94V93H42ZM47 94V93H46ZM47 94V95H48ZM52 94H55L54 92L52 93ZM195 94V93H194ZM203 96H204V98H205V93H204V91L201 93ZM225 94V93H224ZM223 94V95H224ZM44 95V94H43ZM42 95V96H43ZM197 95H199V93L197 94ZM222 95V96H223ZM51 96H54V100H52V99H50V98H53V97H51ZM61 97H62V94L60 95ZM101 97V95H98V97ZM46 97V96H45ZM191 97H192V95H191ZM193 97H195V96H193ZM199 97V96H198ZM202 96L200 95V98H201ZM36 100H34V99ZM121 98H123V97H121ZM199 98V99H200ZM203 98V97H202ZM204 98L202 99V101H204ZM207 98H205V99H207ZM211 99V100H212ZM17 100V101H16ZM34 100V101H33ZM50 100L51 101H54V103H56V104H54V103H50ZM67 100H68V98H67ZM70 100V99H69ZM211 100H208V102H210ZM216 100L217 99H214V100H212L213 102L215 101L216 102ZM10 101H12V102H10ZM66 101V100H65ZM72 101H74V100H72ZM72 101H70V102H72ZM206 101V100H205ZM211 101V102H212ZM10 102V103H9ZM13 102H14V104H13ZM22 102V103H21ZM32 102H33V104H32ZM35 102V103H34ZM48 102V103H47ZM67 102V101H66ZM70 102H67V105H70L69 103ZM208 102H206V104L208 103ZM259 102V101H258ZM28 103V104H27ZM202 103H204V102H202ZM32 104V105H31ZM49 104H51V105H49ZM108 106H107V109H105V111L106 110H108L109 108L111 109V108H113V106L108 102V103H106ZM142 105L141 106H143V103H141ZM146 105H144V107H146V108H144V107H141V108H143L142 110H144L145 109V111L144 112H146V113H144V112H142L143 114H147V113H150V112H152V113H150V115H154L153 113H155V112H153V111H151V109L150 108H152V107H150L149 105H148V103H145ZM205 104V103H204ZM215 104V103H214ZM257 104H259V103H257ZM257 104H255V106L253 107V110H254V114H252V120H258L257 119V116L255 115V112H256V110H257ZM47 105H49V106H47ZM53 105V106H52ZM58 105V104H57ZM201 105H203V104H201ZM257 105V106H256ZM11 106V107H10ZM13 106V107H12ZM23 106H24V108H23ZM51 106V107H50ZM65 106V105H64ZM200 106V105H199ZM206 106V105H205ZM46 107V108H45ZM58 107V106H57ZM147 107H150V108H148L147 109ZM159 107V106H158ZM200 107H202V106H200ZM204 107V106H203ZM35 109H36V106L34 107ZM49 108V109H48ZM9 109H11V110H15V111H13V112H11V110H9ZM20 109H22V110H20ZM47 109V110H46ZM53 109H54V111H53ZM60 109V108H59ZM109 109V110H110ZM158 109H160V108H155V109H153V110H157V112H160L161 113V111L162 110H159L158 111ZM7 111V112H6ZM10 111V112H9ZM19 112V113H17V112ZM22 111V114H20V112ZM36 111V110H35ZM45 113H44V112ZM48 111V112H47ZM104 111V110H103ZM113 111V110H112ZM148 111V112H147ZM11 115H13V114H15V117L17 116V118H15L14 116V119H13V117H11L10 116V114ZM15 112V113H14ZM44 114H43V113ZM53 112V113H52ZM54 112H55V114H54ZM68 112V111H67ZM76 112V113H75ZM119 112V110L117 111V110H115V112H113V113H118ZM163 112H164V110H163ZM62 113H64V110L62 111ZM62 113H60V115L62 114ZM82 113V114H81ZM88 113V114H87ZM104 113V112H103ZM103 113H102V115H103ZM120 113V112H119ZM118 113V114H119ZM165 113V115L167 116V118H168V115H167V113L166 112H164ZM8 114V115H7ZM17 114V115H16ZM54 114V115H53ZM78 114V115H77ZM87 116H86V115ZM97 114V113H96ZM162 114V118H163V113H161ZM49 115V116H48ZM74 115V116H73ZM105 115V114H104ZM164 115V116H165ZM205 115V114H204ZM204 115H203V117H204ZM10 116V117H9ZM21 116V117H20ZM52 116H55V120L53 119V117ZM96 116V117H95ZM111 116V117H110ZM143 116V115H142ZM149 116V115H148ZM206 116V115H205ZM39 117V118H38ZM68 117H67V115H66V117H65V119L67 118V120H68ZM256 119H255V118ZM12 118V119H11ZM94 118V119H93ZM166 118V117H165ZM254 118V119H253ZM20 119V120H19ZM75 119V118H74ZM97 119V120H96ZM111 121H110V120ZM113 119V120H112ZM13 120V121H15L16 120V124H14L15 122H11V121ZM35 120H36V122H35ZM52 120H53V122H52ZM96 120V121H95ZM104 120V121H105ZM114 120L116 121V123L114 122ZM145 120V121H144ZM167 120V119H166ZM8 121H10V122H8ZM21 121V122H20ZM40 121H42V122H40ZM95 121V122H94ZM138 121V120H137ZM168 121V120H167ZM201 120H198L197 122H195V124L196 123H199V124H197L198 125V128L200 129L201 127H203L201 124H203L202 122H200ZM21 123L22 124V126L24 125V127H25V129H23L22 128V126L19 124V123ZM32 122V123H31ZM35 122V123H34ZM144 124H143V123ZM169 122V121H168ZM260 122V121H259ZM259 122H258V124H259ZM14 125H16V126H14ZM17 123H18V125H17ZM42 123V124H41ZM44 123V124H43ZM67 123H68V121L65 123L66 125H67ZM98 123V124H97ZM108 123H110L109 125H108ZM229 123V122H228ZM228 123L226 124V126L228 125ZM50 124H52L51 126H49ZM69 124V123H68ZM114 124L117 126V127H119L120 129H123V128H125V130L123 129L122 131L121 130H118V131H121V132H119V134H118V131L116 130V126H114ZM11 125V126H10ZM65 125V126H66ZM95 125V126H94ZM108 125V126H107ZM145 125V126H144ZM200 125V126H199ZM204 125V124H203ZM259 125H261L260 127H263V125L264 124H259ZM76 127L75 129H74V127ZM91 126H92V128H91ZM98 126V127H97ZM137 126V127H136ZM145 127L144 129H143V127ZM229 126V125H228ZM227 126V127H228ZM44 127V128H43ZM82 127H83V129H82ZM111 127V128H110ZM122 127V128H121ZM73 128V129H72ZM255 127L253 126V127H251L250 128V130H251V132H254L255 131V129H254ZM23 129V130H22ZM36 129V130H35ZM40 129H41V131H40ZM47 129V130H46ZM69 129H70V131H69ZM78 129V131L79 130H82V131H80V133H76V130ZM85 129H86V132H85ZM89 129H91V130H89ZM96 129V130H95ZM100 130V131H98V130ZM114 129V130H113ZM127 129V130H126ZM129 129V130H128ZM137 129V130H136ZM143 129V130H142ZM263 131H264V128H261ZM72 130V131H71ZM89 132H88V131ZM131 130V131H130ZM147 130H148V128H147ZM30 131V132H29ZM46 131V132H45ZM50 131V130H49ZM90 131L92 132L91 134H90ZM98 133H97V132ZM113 132V133H110V132ZM114 131H115V133H114ZM116 131H117V133H116ZM195 131H198V130H195ZM26 132V133H25ZM51 132V131H50ZM49 132V133H50ZM72 132V133H71ZM88 132V133H87ZM147 132V131H146ZM49 133H48V135H49ZM101 133V134H100ZM128 133H130V134H128ZM26 134V135H25ZM111 134H114V135H111ZM135 135V137H137L136 139L138 140H135L134 138L132 139L131 137H134V136H132V135ZM43 135V136H42ZM96 135V136H95ZM99 135V136H98ZM102 135V136H101ZM109 135V136H108ZM118 136V138L119 137H121V140L122 141H124L123 143H122V141L120 142V140H118L119 141V143H117L118 145L117 146H114L116 149H114L113 148V144L110 142V140H111V138H114V139H116L117 138V136ZM142 135V136H141ZM147 135H149V136H147V137H149V138H147L146 136ZM254 135H256V133H254ZM42 136V137H41ZM93 136H95L96 137V139H94V137ZM104 136H107V137H104ZM112 136V137H111ZM46 137H48V136H46ZM77 137H79L80 139H81V137L82 136H77ZM77 137H75V139L77 138ZM103 137V138H102ZM125 137V138H124ZM146 138L145 140H144V138ZM62 138V139H61ZM66 138H68V139H66ZM79 138H77V139H79ZM84 138V137H83ZM82 138V139H83ZM92 138H93V141H92ZM102 138V139H101ZM104 138H107L105 141H104ZM110 138V139H109ZM117 138V139H118ZM127 138H129V139H127ZM66 141H65V140ZM74 139V140H75ZM97 139H99V140H97ZM120 139V138H119ZM44 141V143L42 142V141ZM107 140H109V143H110V145H109V143L107 142ZM113 140V139H112ZM48 141V140H47ZM50 141V140H49ZM70 141V140H69ZM135 141V142H134ZM146 141V142H145ZM51 142V141H50ZM68 142V141H67ZM97 143V144H95V143ZM102 142V143H101ZM106 142H107V144H106ZM71 142H69V144H70ZM101 143V144H100ZM104 143H105V145H104ZM150 143V144H149ZM73 144V143H72ZM72 144L70 145V147H73L72 146ZM92 144V145H91ZM122 144V145H121ZM123 144H124V146H123ZM136 144V145H135ZM91 145V146H90ZM142 145H143V147H142ZM51 146V147H50ZM65 146V147H64ZM91 148H90V147ZM100 147V149H99V147ZM96 147H98L97 148V150L95 149ZM105 147V148H104ZM107 147H110L109 148V150H108V148ZM125 147L127 148V150L125 149ZM128 147H131V148H128ZM34 148V149H33ZM51 148V149H50ZM53 148V149H52ZM75 148H76V150H75ZM86 148H87V150H86ZM122 148V149H121ZM31 149V150H30ZM55 149V150H54ZM70 149V150H69ZM93 149V150H92ZM112 149V150H111ZM119 149H120V151H119ZM89 150H90V152H89ZM101 150V151H100ZM108 150V151H107ZM129 150V151H128ZM54 151V152H53ZM73 151V152H74ZM92 151V152H91ZM98 151V152H97ZM113 151V152H112ZM116 151V152H115ZM128 151V152H127ZM56 152V153H55ZM68 152H67V154H68ZM72 152V151H71ZM72 152V153H73ZM77 152H79V151H77ZM85 152V153H86ZM108 152V154H106V153ZM112 154H111V153ZM124 153V154H121V153ZM131 152V153H130ZM145 152V153H144ZM60 154V155H63V154ZM64 153V154H65ZM95 155H94V154ZM110 153V154H109ZM115 153V154H114ZM118 153H119V155H118ZM134 153V154H133ZM143 153V154H142ZM71 154V153H70ZM106 154V155H105ZM117 154V155H116ZM133 154V155H132ZM51 155H53L52 157H51ZM69 155V154H68ZM96 155H97V157H96ZM102 155V156H101ZM109 155H110V157H109ZM114 157H113V156ZM122 155H124V157L127 159V160H125L126 161V164H125V161H124V157H122ZM66 156V154L64 155V157ZM100 156L102 157V158H100ZM109 157V159H108V157ZM118 156V157H117ZM127 156V157H126ZM129 156H131V157H129ZM139 156V157H138ZM51 157V158H50ZM55 157V158H56ZM67 157V156H66ZM107 157V158H106ZM133 157V158H132ZM140 157H141V159L142 160H144V162L140 159ZM49 158L52 160V161H50L49 160ZM69 158V157H68ZM116 158V159H115ZM119 159V161H117L118 159ZM128 158H131V159H128ZM138 158H139V160L141 161H139L138 160ZM111 159H113L112 161H111ZM121 159V160H120ZM133 159H135V160H133ZM47 160H49L50 161V164L48 163V161ZM93 160V159H92ZM99 160V163L101 162ZM107 160H108V162H107ZM129 160V161H128ZM137 160V161H136ZM40 161V162H39ZM127 162L128 163H131L132 162V164H127ZM136 162V163H135ZM138 162V163H137ZM141 163V165H140V163ZM143 162V163H142ZM110 163H112V164H110ZM115 163V164H114ZM116 163L118 164V165H116ZM120 163V164H119ZM122 163H123V165H122ZM136 166H134V165ZM137 164H139L140 166H138ZM258 164L262 167V169L264 170V162L263 161H258ZM41 165V166H40ZM44 165V166H43ZM127 165H129V166H131V167H127ZM144 166V168H142L143 166ZM57 166V165H56ZM67 166V165H66ZM111 166H113V167H111ZM120 167V169H119V167ZM125 166H126V168H125ZM65 167V166H64ZM68 167V169H70L71 168V166L69 167V165L67 166ZM66 167V168H67ZM122 167V168H121ZM134 167V168H133ZM57 168V167H56ZM114 168V169H113ZM127 168H129V170L127 169ZM139 168V169H138ZM58 169V168H57ZM65 169V168H64ZM131 169V170H130ZM119 170V171H118ZM125 170H127V171H125ZM133 170V171H132ZM149 171V170H148ZM253 171V170H252ZM251 171V174L248 176L249 178H250V181H249V185L251 186V183H253L254 181H255V179H256V177H257V172L254 170V172H252ZM137 172V173H136ZM41 173V174H40ZM134 173H132V175H133ZM148 174V173H147ZM146 174V175H147ZM55 175V176H54ZM255 177V178H254ZM49 179V180H48ZM52 179V180H51ZM58 179V178H57ZM46 181V182H45ZM50 182H52V183H50ZM54 182V183H53ZM1 184V183H0ZM44 184H46V185H44ZM51 184V185H50ZM56 184H57V182H56ZM2 185V184H1ZM4 186V185H3ZM5 188H6V186H4ZM45 187V188H44ZM49 188V189H48ZM7 189V188H6ZM24 189H25V191H24ZM8 190V189H7ZM8 192L10 193V191L8 190ZM24 192H26L25 194H24ZM28 192V193H27ZM47 192V193H46ZM29 193H31V194H29ZM43 193V194H42ZM10 195L12 196V198H13V200H14V202H15V204L16 205H18V209H17V211L20 209V207H19V204H17L18 203V201H16L15 200V198H14V196L10 193ZM48 199H47V198ZM260 197V196H259ZM259 197H257L259 200L260 199H262V198H259ZM37 198V199H36ZM39 198V199H38ZM53 198V199H52ZM56 198V199H55ZM43 199V200H42ZM47 199V200H46ZM26 200V199H25ZM33 200V201H32ZM22 202H23V200H21ZM38 201V202H37ZM41 201V202H40ZM44 201V202H43ZM51 201V202H50ZM17 202V203H16ZM40 202V203H39ZM50 202V203H49ZM34 203V204H33ZM56 203V204H55ZM44 204V205H43ZM54 204V205H53ZM49 205V206H48ZM53 207V208H52ZM59 208V209H58ZM57 209V210H56ZM56 210V211H55ZM82 212V211H81ZM18 213H20V211L19 212H17V217L19 216V214ZM72 213H74V215L72 214ZM60 214V215H59ZM71 214V215H70ZM78 214V215H77ZM82 214H84V212H82ZM52 215V216H51ZM55 215V216H54ZM64 215V216H63ZM78 216V217H77ZM34 217V218H33ZM36 217V218H35ZM43 218V219H42ZM79 218V219H78ZM57 222H59V223H57ZM61 224V225H60ZM86 224V225H85ZM19 225V226H18ZM58 229V230H57ZM33 231V232H32ZM34 231H36L35 233H34ZM45 235V236H44ZM38 236V237H37ZM45 241V242H44ZM111 249V248H110ZM140 249V248H139ZM143 249L144 248H142V249H140V251H143ZM145 250V249H144ZM95 251V252H94ZM100 251H102V250H100ZM40 253H42V254H40ZM46 253V254H45ZM95 255H94V254ZM99 253V252H98ZM39 254V255H38ZM93 256H94V258H95V256H96V262H95V260H92L93 259ZM42 257V258H41ZM121 257H123L124 258V256H121ZM99 260H98V259ZM116 258V260L115 259H113L114 261H117L116 263H122V262H119V259L117 258V257H115ZM98 261L100 262V263H98ZM113 261V262H114ZM126 263V262H125ZM198 264H201V262H200V260H198V262H197ZM123 264V263H122ZM133 264H136V263H133Z\"/></svg>",
	"mask_w": 264,
	"mask_h": 264
},
{
	"label": "crops",
	"instance_id": "crops-1",
	"mask_svg": "<svg viewBox=\"0 0 264 264\" xmlns=\"http://www.w3.org/2000/svg\"><path fill=\"white\" fill-rule=\"evenodd\" d=\"M16 221V204L8 190L0 184V245L12 233Z\"/></svg>",
	"mask_w": 264,
	"mask_h": 264
}]
</instances>
